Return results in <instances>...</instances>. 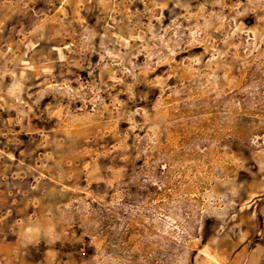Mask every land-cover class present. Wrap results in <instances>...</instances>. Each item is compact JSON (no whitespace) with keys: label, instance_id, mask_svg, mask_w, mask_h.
Instances as JSON below:
<instances>
[{"label":"rangeland","instance_id":"rangeland-1","mask_svg":"<svg viewBox=\"0 0 264 264\" xmlns=\"http://www.w3.org/2000/svg\"><path fill=\"white\" fill-rule=\"evenodd\" d=\"M0 264H264V0H0Z\"/></svg>","mask_w":264,"mask_h":264}]
</instances>
